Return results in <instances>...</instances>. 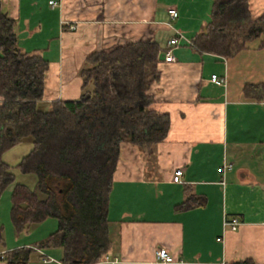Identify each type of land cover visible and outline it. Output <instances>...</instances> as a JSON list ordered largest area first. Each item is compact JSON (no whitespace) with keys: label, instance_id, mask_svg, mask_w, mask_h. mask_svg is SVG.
<instances>
[{"label":"crops","instance_id":"crops-1","mask_svg":"<svg viewBox=\"0 0 264 264\" xmlns=\"http://www.w3.org/2000/svg\"><path fill=\"white\" fill-rule=\"evenodd\" d=\"M51 1L0 0L16 20L21 49L49 60L44 109L80 97L81 71L95 52L157 40L175 56L159 62V78L149 89L151 108L170 117L167 137L151 153L127 141L121 145L108 211L109 260L226 264L251 258L264 264V35L225 57L188 42L210 20L213 0ZM171 7L179 12L173 20ZM249 9L253 18L264 15V0H249ZM177 31L185 38L169 44ZM212 74L224 83L211 81ZM178 168L182 183L173 179ZM189 194L204 203L177 210ZM235 216L241 220L238 228L225 227V219ZM56 220L46 219L19 239L5 236L0 252L34 246L54 231L45 238L33 237L35 232L47 222L57 229ZM160 248L175 261L160 262ZM63 256L60 247L37 249L29 264H64Z\"/></svg>","mask_w":264,"mask_h":264},{"label":"trees","instance_id":"trees-1","mask_svg":"<svg viewBox=\"0 0 264 264\" xmlns=\"http://www.w3.org/2000/svg\"><path fill=\"white\" fill-rule=\"evenodd\" d=\"M261 35L264 15L253 18L249 0H213L210 20L191 41L199 51L231 57ZM167 50L148 40L95 52L81 71L80 97L56 100L44 109L49 60L21 49L16 20L0 5V197L15 182L17 167L36 182L13 185L10 217L16 234L58 219L57 229L34 246L0 252L6 264H29L42 248H62L64 264H94L108 253L110 192L122 143L151 153L169 132V115L151 108L149 94L160 75V54ZM27 138L29 153L15 166L6 162L4 154ZM203 203L201 196L189 194L176 209ZM4 244L0 226V248Z\"/></svg>","mask_w":264,"mask_h":264},{"label":"rangeland","instance_id":"rangeland-1","mask_svg":"<svg viewBox=\"0 0 264 264\" xmlns=\"http://www.w3.org/2000/svg\"><path fill=\"white\" fill-rule=\"evenodd\" d=\"M31 138H27L25 143L22 145H17L16 147L12 148L11 150L7 151L4 154V160L11 164L12 166H15L26 154L29 153L32 145H31ZM12 172L15 175V182L9 184L6 186V188L3 190L1 197H0V223H5L6 226H3V224H0L4 227V236L9 237L10 240L19 239L26 234L22 233L21 235H17L14 227L11 225V218H10V212L12 207V190L13 185L16 182H22L28 184L30 187H33L36 182V178L33 174H23L19 168L14 167L12 169ZM3 219V220H2ZM51 220V221H50ZM50 222H57L56 218L52 217L49 218ZM50 223H46L43 225L38 231L35 232V235L33 237H36L37 235H43L45 238L47 232L50 233L51 231H55L56 228H49ZM53 229V230H52ZM45 235V236H44Z\"/></svg>","mask_w":264,"mask_h":264},{"label":"built area","instance_id":"built-area-1","mask_svg":"<svg viewBox=\"0 0 264 264\" xmlns=\"http://www.w3.org/2000/svg\"><path fill=\"white\" fill-rule=\"evenodd\" d=\"M51 4L55 5V1H51ZM169 14L171 19H176L179 16V12L178 9L176 7H171L169 8ZM171 25V23H168ZM185 38L183 34H181L180 31L176 32V36L174 38H171L169 40V44L171 45H178L180 43V39ZM189 44L193 45L191 39L188 41ZM165 60L168 62L174 61L175 60V56L172 53V51L170 49H168L165 52ZM211 81H213L214 83L217 84H221L224 83V79L220 78V76L218 74H212L211 76ZM225 167H227L226 165H224L221 168V171L224 172ZM182 175H183V171L181 168H178L175 170L174 172V181L175 182H183L182 180ZM224 183V181H223ZM241 224V220L239 217L235 216L232 218H226L224 221V226L225 227H230L231 229L236 230L238 228V226ZM157 258L160 262L163 263H170V262H174V258L172 255L169 254L168 250L166 248H160L159 250H157ZM48 260V259H47ZM103 262L109 263V264H116V261H110L108 256H103V258L101 259ZM214 264H225V262H217Z\"/></svg>","mask_w":264,"mask_h":264},{"label":"water","instance_id":"water-1","mask_svg":"<svg viewBox=\"0 0 264 264\" xmlns=\"http://www.w3.org/2000/svg\"><path fill=\"white\" fill-rule=\"evenodd\" d=\"M160 60H165V53L160 54Z\"/></svg>","mask_w":264,"mask_h":264}]
</instances>
